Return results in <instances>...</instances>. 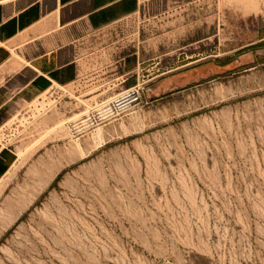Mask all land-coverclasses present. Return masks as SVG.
<instances>
[{"label": "rangeland", "instance_id": "374dc122", "mask_svg": "<svg viewBox=\"0 0 264 264\" xmlns=\"http://www.w3.org/2000/svg\"><path fill=\"white\" fill-rule=\"evenodd\" d=\"M108 39L137 99L87 73L0 120V264H264V0H154Z\"/></svg>", "mask_w": 264, "mask_h": 264}, {"label": "crops", "instance_id": "0c3cea01", "mask_svg": "<svg viewBox=\"0 0 264 264\" xmlns=\"http://www.w3.org/2000/svg\"><path fill=\"white\" fill-rule=\"evenodd\" d=\"M152 1L0 0V120L13 106L87 73H110L104 84L124 88L116 98L125 94L150 66L139 49L118 55L125 42L110 41L108 32ZM16 160L0 137V182Z\"/></svg>", "mask_w": 264, "mask_h": 264}, {"label": "built area", "instance_id": "2783aa9c", "mask_svg": "<svg viewBox=\"0 0 264 264\" xmlns=\"http://www.w3.org/2000/svg\"><path fill=\"white\" fill-rule=\"evenodd\" d=\"M142 84H143V82H137V84H135L134 86L129 88V90L125 94H123L119 98H116L113 101H122V100L131 99V98L137 99L138 98L137 94H138Z\"/></svg>", "mask_w": 264, "mask_h": 264}, {"label": "bare ground", "instance_id": "6f19581e", "mask_svg": "<svg viewBox=\"0 0 264 264\" xmlns=\"http://www.w3.org/2000/svg\"><path fill=\"white\" fill-rule=\"evenodd\" d=\"M116 99V98H115Z\"/></svg>", "mask_w": 264, "mask_h": 264}]
</instances>
